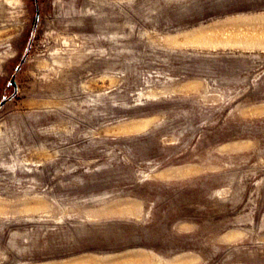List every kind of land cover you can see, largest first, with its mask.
Instances as JSON below:
<instances>
[{"label":"rangeland","instance_id":"obj_1","mask_svg":"<svg viewBox=\"0 0 264 264\" xmlns=\"http://www.w3.org/2000/svg\"><path fill=\"white\" fill-rule=\"evenodd\" d=\"M1 102L0 264H264V0H0Z\"/></svg>","mask_w":264,"mask_h":264},{"label":"water","instance_id":"obj_2","mask_svg":"<svg viewBox=\"0 0 264 264\" xmlns=\"http://www.w3.org/2000/svg\"><path fill=\"white\" fill-rule=\"evenodd\" d=\"M19 69H20V66H18V67L16 68L15 74L19 71ZM15 74L12 75L11 80H10V84H11L13 87H15V83H14ZM3 104H4V102H1V103H0V107H1Z\"/></svg>","mask_w":264,"mask_h":264}]
</instances>
